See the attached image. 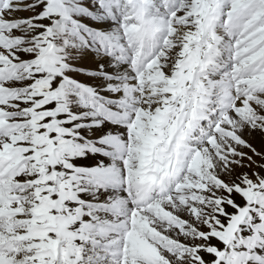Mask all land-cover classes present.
<instances>
[{
    "label": "snow or ice",
    "instance_id": "6c2138e0",
    "mask_svg": "<svg viewBox=\"0 0 264 264\" xmlns=\"http://www.w3.org/2000/svg\"><path fill=\"white\" fill-rule=\"evenodd\" d=\"M0 264H264V0H0Z\"/></svg>",
    "mask_w": 264,
    "mask_h": 264
},
{
    "label": "bare ground",
    "instance_id": "6f19581e",
    "mask_svg": "<svg viewBox=\"0 0 264 264\" xmlns=\"http://www.w3.org/2000/svg\"><path fill=\"white\" fill-rule=\"evenodd\" d=\"M97 159H99V157H97Z\"/></svg>",
    "mask_w": 264,
    "mask_h": 264
},
{
    "label": "rangeland",
    "instance_id": "374dc122",
    "mask_svg": "<svg viewBox=\"0 0 264 264\" xmlns=\"http://www.w3.org/2000/svg\"><path fill=\"white\" fill-rule=\"evenodd\" d=\"M25 15H27V14L25 13Z\"/></svg>",
    "mask_w": 264,
    "mask_h": 264
}]
</instances>
